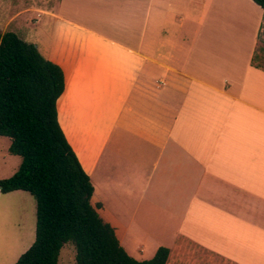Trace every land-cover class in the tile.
Returning <instances> with one entry per match:
<instances>
[{
	"label": "crops",
	"instance_id": "0c3cea01",
	"mask_svg": "<svg viewBox=\"0 0 264 264\" xmlns=\"http://www.w3.org/2000/svg\"><path fill=\"white\" fill-rule=\"evenodd\" d=\"M22 24L63 69L59 121L132 257L165 246L166 264H264V8L58 0ZM10 145L0 135V180L22 161ZM0 248V264L23 254Z\"/></svg>",
	"mask_w": 264,
	"mask_h": 264
},
{
	"label": "trees",
	"instance_id": "16d2710c",
	"mask_svg": "<svg viewBox=\"0 0 264 264\" xmlns=\"http://www.w3.org/2000/svg\"><path fill=\"white\" fill-rule=\"evenodd\" d=\"M264 8V0H253ZM65 75L38 46L0 30V135L11 139L19 169L0 180V194L23 190L37 201L36 237L15 264H59L73 242L76 264H166L169 248L138 260L92 203L94 186L59 121Z\"/></svg>",
	"mask_w": 264,
	"mask_h": 264
},
{
	"label": "rangeland",
	"instance_id": "374dc122",
	"mask_svg": "<svg viewBox=\"0 0 264 264\" xmlns=\"http://www.w3.org/2000/svg\"><path fill=\"white\" fill-rule=\"evenodd\" d=\"M57 5L58 0H0L2 31L5 29L6 24V26H9L8 28L12 27L15 30L14 32L24 39L26 33H23V11L34 10L36 6H45L52 9ZM257 59L263 62L261 54ZM36 212L37 201L29 192L22 190L16 195L1 197L0 242L9 241L12 246L18 243L20 247L23 245V252L26 251L27 246L31 245L36 237ZM19 237H21V240L18 239ZM59 264H76V247L73 242H67L63 246Z\"/></svg>",
	"mask_w": 264,
	"mask_h": 264
},
{
	"label": "water",
	"instance_id": "95a60500",
	"mask_svg": "<svg viewBox=\"0 0 264 264\" xmlns=\"http://www.w3.org/2000/svg\"><path fill=\"white\" fill-rule=\"evenodd\" d=\"M0 189H1V186H0Z\"/></svg>",
	"mask_w": 264,
	"mask_h": 264
}]
</instances>
